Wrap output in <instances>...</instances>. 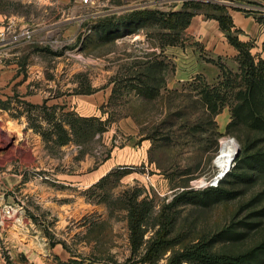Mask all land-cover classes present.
I'll use <instances>...</instances> for the list:
<instances>
[{
	"label": "rangeland",
	"instance_id": "374dc122",
	"mask_svg": "<svg viewBox=\"0 0 264 264\" xmlns=\"http://www.w3.org/2000/svg\"><path fill=\"white\" fill-rule=\"evenodd\" d=\"M206 1L0 0V24L13 17L19 23L16 33L33 30L30 37L14 38L16 53L2 57L8 75L17 74L18 81L10 87L0 85V91L4 90L0 92V113L6 109L17 121L25 118L28 127L27 114L38 115L35 122L47 126L44 111L55 99L34 108L24 98L25 93L41 90L61 95L57 104L65 105L63 111L108 119L104 130L92 126L78 140L63 145L45 140L32 127L3 120L0 175L3 172L4 190L8 187L5 195L24 202L26 218L33 225L28 226L29 238L40 242L45 238L49 246L61 241L71 254L88 259V264H163L170 249L156 263L140 260L144 244L132 250L125 206L129 195L138 192L137 199L150 201V212L143 220L144 239L168 224L169 237L181 238L184 243L222 227L254 195L264 197V173H257L250 182L227 176L222 186L234 195L231 198L207 206L189 199L171 204L182 189L210 185L208 180L218 171L213 160L221 137H233L239 147L229 169H236L237 157L253 137L244 122L226 127L232 119L233 89L224 88V83L240 71L237 53L216 54L196 34L201 27L216 30L215 19L196 13L182 28H167L157 21L109 40L102 39L95 26L112 14L117 17L136 9L192 11ZM212 1L225 4L229 12L240 10L264 18V0ZM59 20H63L60 28L53 25ZM5 35V40L11 37V33ZM137 75H143L158 91L154 98L131 87ZM204 85L229 92L214 115L201 99L199 91ZM88 87L95 90L76 92ZM123 167H129V172L118 177L112 174L103 183L94 184L112 169ZM37 184L51 192L49 202L66 208L63 226L58 223L57 210L41 205L29 189ZM261 205L264 200L255 206ZM245 211L242 214L248 208ZM262 237L264 224L246 240L228 247L244 249ZM1 254L3 264H33L22 250L8 244L2 245ZM52 258L57 260L55 255Z\"/></svg>",
	"mask_w": 264,
	"mask_h": 264
},
{
	"label": "trees",
	"instance_id": "16d2710c",
	"mask_svg": "<svg viewBox=\"0 0 264 264\" xmlns=\"http://www.w3.org/2000/svg\"><path fill=\"white\" fill-rule=\"evenodd\" d=\"M195 7L196 9L192 11L184 9L168 13L152 9H136L117 17L114 14L111 17H104L95 26L101 33V38L109 40L124 33H131L139 27L150 26L157 21H161V24L167 28L176 26L182 28L188 25L194 14L203 13L206 18H214L218 21V26L224 32L228 42L237 49L240 71L224 83V88L233 89L230 93L233 100L232 119L226 127L229 129L233 123L244 122L252 131L253 137L250 144L248 147L246 145L245 152L240 153L237 157L239 165L236 169L238 168V170L229 169L216 184L207 185L203 189H182L171 199V204L189 199L191 202L207 206L234 196L222 186L227 176L237 182H250L254 180L255 174L264 173V58L252 54V41L240 38L242 30L234 24L232 15L225 4L208 0L195 5ZM258 20L264 22V18ZM137 76V82L131 87L146 98H154L158 91L143 75ZM94 90L88 87L76 92L92 93ZM225 91L216 85H204L200 89L201 99L211 115L218 113L222 108L224 100L229 94V92L226 94ZM113 92L114 88L112 94ZM111 95L109 100H111ZM30 104L34 108L40 106L39 104ZM64 106L63 104L47 106L48 110L44 111V119L48 125L45 127L41 123L35 122L38 115L32 117L28 113V125L38 131L45 140H51L58 145L66 144L74 139L78 140L87 134L92 126H96L97 130L105 129L108 119L79 115L73 110L63 111ZM129 169V167L112 169L94 184L103 183L112 174L117 177L121 176L129 172ZM137 198L138 192L129 195L125 206L128 210L132 250L135 251L144 244V255L140 259L141 261L156 263L165 251L170 249L163 264H264V237L244 249L232 250L228 247L246 240L253 231L264 224V205L255 206L264 200L261 194H256L242 203L233 218L222 227L203 232L195 240L185 243L181 238L169 237L168 224L162 225V228L156 229L152 235L144 239L146 229L143 227V220L149 214L151 205L146 197ZM247 208V213L242 214ZM170 220L169 218V223ZM176 244L178 246L174 249L173 246Z\"/></svg>",
	"mask_w": 264,
	"mask_h": 264
},
{
	"label": "crops",
	"instance_id": "0c3cea01",
	"mask_svg": "<svg viewBox=\"0 0 264 264\" xmlns=\"http://www.w3.org/2000/svg\"><path fill=\"white\" fill-rule=\"evenodd\" d=\"M230 14L232 15V19L234 24L239 27L242 32L240 33V38L244 40H250L252 41V47L251 52L252 54L256 56H260L264 58V22H260L258 19H256L253 15L245 14L244 12L240 10H234L231 11ZM200 16V15H199ZM216 22L217 27L216 30H211L208 27H201L200 30L196 33L200 35V38L206 43V48L210 49L212 52H215L216 54H228V55H235L237 53V49L231 45L224 32L220 30L218 26V21L212 20ZM63 23V20H59L58 22H53V25L58 26L60 28L61 24ZM18 21L16 19L9 18L6 23L0 24V32L4 31L7 28V33L9 34L11 31L15 30V27L17 26ZM11 37L8 36V39L5 41L0 40V85L2 87H10L13 83L18 81V75L15 74L14 76H10L7 73V67L8 66L4 61L2 60V57L4 54H15L16 52L13 50L15 49V42L14 40L10 39ZM14 47V48H13ZM49 81H54L50 79H46ZM23 82H27V80L22 79ZM61 86V83L59 85V88ZM2 91H4L2 89ZM0 91V92H2ZM8 92V89H7ZM108 93V89L106 91H102L101 95L103 97V94ZM2 95V93H1ZM63 95V94H62ZM61 95H49L48 93L44 91H33L32 93H25V100L33 103V104H40L42 101H49L51 98L55 99L53 100V104H57V98H60ZM94 100H96V97H93ZM95 106V105H94ZM3 107V106H2ZM1 114V120L3 124V120L10 121V122H16V124L20 127H27L28 129H31L27 126V121L25 118H22V120L17 121L16 118L10 117L7 115V110L2 109ZM84 116H87L84 114ZM4 127V126H3ZM1 154V153H0ZM3 173V172H2ZM0 175V207L5 202L11 201L13 198L12 196L5 195L4 190V182H3V175ZM97 177L94 179H90L89 184H93L96 181ZM10 182V181H9ZM25 184H29L28 182H23ZM10 188V187H9ZM32 193H35V198H37L41 205H45L46 207L51 208L52 210H57L58 215H60L58 220L59 225L63 226L66 220V216L68 213H66V208H63L61 205H57L54 202H49L47 200L48 195H50L48 190L44 188L42 185H33L29 187ZM64 209V210H63ZM83 211V210H82ZM80 212L77 211V214ZM30 226L32 227V222L30 223ZM16 225H9L4 233V242L5 244L9 246L17 247L18 250H22L26 257L29 259L30 263L33 264H88V259L79 257L77 255L71 254L62 244L61 241L55 242L53 245L49 246L47 239L43 238L42 242L35 241L33 237H28L27 232H29V228H20L19 230ZM33 229V228H32ZM17 233H20L21 236H18ZM27 238L25 240V237ZM23 245V247L21 246ZM48 245V246H47ZM52 255L56 256L57 260H53ZM96 263V262H95ZM91 264V263H90ZM93 264V263H92ZM99 264V263H96Z\"/></svg>",
	"mask_w": 264,
	"mask_h": 264
},
{
	"label": "built area",
	"instance_id": "2783aa9c",
	"mask_svg": "<svg viewBox=\"0 0 264 264\" xmlns=\"http://www.w3.org/2000/svg\"><path fill=\"white\" fill-rule=\"evenodd\" d=\"M84 2H88L89 0H83ZM33 30L31 29H24L18 33L15 31H11V38L14 39L17 36H23V37H30ZM5 33H7V28L4 31H1L0 37L1 40L5 41ZM3 127L2 120L0 117V128ZM24 202L22 201H15L11 200L9 202H5L0 207V264L2 263V245L5 244L4 240V233L9 225H16L21 228H25L30 226V221L26 218V212L24 208Z\"/></svg>",
	"mask_w": 264,
	"mask_h": 264
},
{
	"label": "bare ground",
	"instance_id": "6f19581e",
	"mask_svg": "<svg viewBox=\"0 0 264 264\" xmlns=\"http://www.w3.org/2000/svg\"><path fill=\"white\" fill-rule=\"evenodd\" d=\"M219 144V150L213 160L218 169L217 173L222 172L230 165L231 159L233 160L236 152L237 142L230 136H223L221 137Z\"/></svg>",
	"mask_w": 264,
	"mask_h": 264
},
{
	"label": "water",
	"instance_id": "95a60500",
	"mask_svg": "<svg viewBox=\"0 0 264 264\" xmlns=\"http://www.w3.org/2000/svg\"><path fill=\"white\" fill-rule=\"evenodd\" d=\"M231 138L234 139L233 137H231ZM238 149H239V147L237 144L236 145V153L234 154V156L238 153V151H239ZM230 165H231V163H230ZM230 165L226 169H224L222 172L217 173L214 177L210 178L207 183L216 184L218 182V180L229 170Z\"/></svg>",
	"mask_w": 264,
	"mask_h": 264
}]
</instances>
